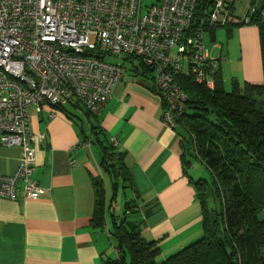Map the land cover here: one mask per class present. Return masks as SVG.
<instances>
[{
	"label": "crops",
	"instance_id": "0c3cea01",
	"mask_svg": "<svg viewBox=\"0 0 264 264\" xmlns=\"http://www.w3.org/2000/svg\"><path fill=\"white\" fill-rule=\"evenodd\" d=\"M241 1L246 4L223 0L229 12L228 6L234 5L231 17L236 22L250 8V2ZM217 47L218 56L210 53L219 62L217 78L223 85L228 73L241 83L263 82L256 27L234 29L226 57L224 48ZM248 50L253 54L246 58ZM134 73L130 71L115 86L111 100L97 117V135L78 107L31 110V129L44 137L36 146L32 180L44 193L38 200L27 199L21 184L15 202L0 198V264H105L111 256V238L102 232L110 226L109 219L103 230L94 228L93 220L95 184L106 177L111 182V171L102 166V147L109 145L121 156L130 176L133 191L126 190L131 193L127 201L138 195L145 220L143 236L157 243L159 258L165 260L203 237L202 210L194 186L201 180L190 175L186 159L197 151L191 146L185 149L189 140L182 124L173 131L163 126L161 99L151 90L150 80ZM21 156L20 147L0 145V174L13 175Z\"/></svg>",
	"mask_w": 264,
	"mask_h": 264
},
{
	"label": "built area",
	"instance_id": "2783aa9c",
	"mask_svg": "<svg viewBox=\"0 0 264 264\" xmlns=\"http://www.w3.org/2000/svg\"><path fill=\"white\" fill-rule=\"evenodd\" d=\"M197 1L159 0L143 11L142 0H0V145L22 150L15 173L0 174L1 199L15 202L21 184L25 198L42 197L32 176L44 137L31 129V110L60 109L77 99L99 115L126 73L121 63H107V55H134L154 69L161 122L178 128L189 97L177 77L213 90L218 69L205 32L188 36ZM230 19L216 0L209 25Z\"/></svg>",
	"mask_w": 264,
	"mask_h": 264
},
{
	"label": "trees",
	"instance_id": "16d2710c",
	"mask_svg": "<svg viewBox=\"0 0 264 264\" xmlns=\"http://www.w3.org/2000/svg\"><path fill=\"white\" fill-rule=\"evenodd\" d=\"M215 4L216 0L197 1L188 36H195L203 28L211 41H215L216 30L220 27L226 28L230 36L236 28L256 27L264 76V0L252 2L246 13L249 24L243 19L236 22L231 17L224 26H210ZM228 9L233 16L234 5ZM122 57L121 65L125 68V64L130 63L134 76L142 75L150 80L154 92V69L144 65L140 57ZM134 60L140 62V67L134 65ZM217 75L218 69L213 90L196 84L192 78L177 77L189 97L187 111L190 113L187 112L180 121L190 136L185 149L191 146L197 151L196 156L210 171L212 198L219 205L218 210L209 208L205 181L194 184L202 210L203 237L158 262L160 248L155 241H148L143 236L145 220L137 203L138 195L135 193L137 197L126 202L121 217L114 214L120 191H133L132 181L121 156L110 145L101 146L102 166L111 171L108 176L113 195L108 201L104 182H96L93 227L103 230L108 225L109 215L107 229L110 238L115 240L116 253L114 257H108L105 264H264V78L261 84L246 82L243 86L234 79L231 91H226ZM76 107L87 115L93 125L92 132L97 135L98 115L90 113L77 99L60 110ZM98 141L97 138L96 143Z\"/></svg>",
	"mask_w": 264,
	"mask_h": 264
},
{
	"label": "rangeland",
	"instance_id": "374dc122",
	"mask_svg": "<svg viewBox=\"0 0 264 264\" xmlns=\"http://www.w3.org/2000/svg\"><path fill=\"white\" fill-rule=\"evenodd\" d=\"M240 2L242 4H244V5L246 4L245 1H241L240 0ZM158 3H159V0H142V9H143V11H145L147 7H150L151 5L158 4ZM251 4H252V2H251ZM251 4H250V6H251ZM213 10H215V6H214ZM246 18L247 17L245 15L243 20H245ZM199 30L204 31L203 28H201ZM232 36H233V33H232ZM232 36H230V34H228V31H227L226 28L220 27V28H218L216 30L215 41H211L210 36H209V34L207 32L204 34L205 44H206V46L208 45L210 47L211 53L214 56H218L219 52H220V48L217 47V45L220 46V47H223L224 48V52H225L224 56L226 57L227 51H225V49H226L227 45L229 44L230 39H231ZM235 37H237V35ZM233 46H234V44H233ZM171 54L175 55L176 54V50H173L171 52ZM252 54H253L252 51L248 50L246 52V58H249L250 56H252ZM239 57L240 56H238L237 58H239ZM104 60L107 63H121L122 64L124 62V57H117V56L114 57V56L107 55ZM235 64H237V63H235ZM135 65L140 67V62L139 61H135ZM125 70H126L125 76L129 77V72L132 71L130 63H126L125 64ZM229 70H231L233 72V68L232 67H230ZM226 73H227V68H224V76L226 75ZM231 77H232V74H230V73H228L227 76H226V81H225V90L226 91H231V89H232V84L231 83H232V80H234V79H231ZM244 83H246V82H244ZM244 83L239 82V84L241 86H243ZM187 112L190 113V110H188ZM185 138H187V140L190 141V136H189V134L186 131H185ZM194 156L196 157V155H194ZM194 156L192 154H187L186 155L187 162L190 164V168L188 169L190 171V175L194 178V180H196V181L204 180L208 184V187H207L208 188L207 191H208V194H209V201H208L209 205L208 206H209V208L211 210H218L219 209V205H218L217 201H214L213 198H212V189L213 188H212V176H211V173L205 167L203 162L198 157H196L197 158L196 159ZM104 184H105L106 189L108 191V195L107 196H108L109 199H111V197L113 195L112 185H111V182L109 181V179L107 177L104 180ZM126 195H127V198H125ZM130 196H131V193L127 194L126 191L125 192L124 191L123 192L120 191V193L118 195V200L114 204V214L117 217H121L123 215L125 204L127 202V199L130 198ZM108 219H109V224H110L109 215H108ZM102 233H103L104 236L107 235L108 229H106L105 232H102ZM114 242H115V240H113V239H110V241H108L109 251L111 252L110 258L114 257L115 254H116L115 253V249H114V245H115ZM168 258H170V257H168ZM168 258H166L165 260H167ZM158 260H162V259L159 258ZM165 260H162L160 262H163Z\"/></svg>",
	"mask_w": 264,
	"mask_h": 264
},
{
	"label": "bare ground",
	"instance_id": "6f19581e",
	"mask_svg": "<svg viewBox=\"0 0 264 264\" xmlns=\"http://www.w3.org/2000/svg\"><path fill=\"white\" fill-rule=\"evenodd\" d=\"M135 61V60H134ZM137 61V60H136ZM135 65V64H134Z\"/></svg>",
	"mask_w": 264,
	"mask_h": 264
},
{
	"label": "water",
	"instance_id": "95a60500",
	"mask_svg": "<svg viewBox=\"0 0 264 264\" xmlns=\"http://www.w3.org/2000/svg\"><path fill=\"white\" fill-rule=\"evenodd\" d=\"M103 59V57H101Z\"/></svg>",
	"mask_w": 264,
	"mask_h": 264
}]
</instances>
